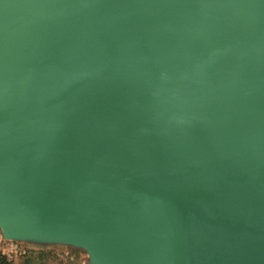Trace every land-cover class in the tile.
Masks as SVG:
<instances>
[{
  "label": "water",
  "instance_id": "1",
  "mask_svg": "<svg viewBox=\"0 0 264 264\" xmlns=\"http://www.w3.org/2000/svg\"><path fill=\"white\" fill-rule=\"evenodd\" d=\"M0 230L264 264V0H0Z\"/></svg>",
  "mask_w": 264,
  "mask_h": 264
},
{
  "label": "rangeland",
  "instance_id": "2",
  "mask_svg": "<svg viewBox=\"0 0 264 264\" xmlns=\"http://www.w3.org/2000/svg\"><path fill=\"white\" fill-rule=\"evenodd\" d=\"M0 256L10 264H90L86 251L64 244L5 240L0 230Z\"/></svg>",
  "mask_w": 264,
  "mask_h": 264
},
{
  "label": "trees",
  "instance_id": "3",
  "mask_svg": "<svg viewBox=\"0 0 264 264\" xmlns=\"http://www.w3.org/2000/svg\"><path fill=\"white\" fill-rule=\"evenodd\" d=\"M0 264H10L6 259L0 256ZM60 264V263H59Z\"/></svg>",
  "mask_w": 264,
  "mask_h": 264
}]
</instances>
